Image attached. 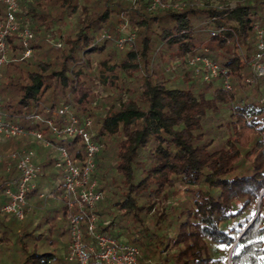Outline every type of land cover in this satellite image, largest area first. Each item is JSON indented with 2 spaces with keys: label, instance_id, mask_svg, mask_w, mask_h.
<instances>
[{
  "label": "trees",
  "instance_id": "1",
  "mask_svg": "<svg viewBox=\"0 0 264 264\" xmlns=\"http://www.w3.org/2000/svg\"><path fill=\"white\" fill-rule=\"evenodd\" d=\"M169 1L178 6L150 9L148 0L21 1L17 17L34 33L33 52L24 56L17 31L8 36L1 107L80 159V138L54 139L31 117L70 103L79 116L93 119L101 144L98 230L127 235L140 248L141 264H264V75L251 66L264 0ZM5 12L0 2V20ZM125 22L137 45L118 53L114 42ZM197 56L217 63L222 74L195 77L190 67ZM172 61L178 74L168 72ZM226 75L231 89L224 85ZM175 78L181 85L172 84ZM100 84L121 93L96 101ZM37 142L14 137L0 144V264H64L59 242L69 241V227L66 218L57 223L60 214L65 217L64 204L36 223L2 210L9 200L7 183L19 179L9 151L33 149ZM54 161L42 162L27 201L35 198L41 205L42 183ZM182 189L185 200L166 205ZM51 194L61 196L56 185ZM28 204L29 214L35 207Z\"/></svg>",
  "mask_w": 264,
  "mask_h": 264
},
{
  "label": "built area",
  "instance_id": "2",
  "mask_svg": "<svg viewBox=\"0 0 264 264\" xmlns=\"http://www.w3.org/2000/svg\"><path fill=\"white\" fill-rule=\"evenodd\" d=\"M23 0H0L6 6L5 17L0 24V80L2 78V66L8 62L10 47L8 36L17 31L25 47L24 56L29 57L33 52L31 41L34 38L33 31L28 26H22L18 22L17 13ZM26 2L33 0H25ZM136 2L137 0H131ZM150 9L173 6L165 4L163 0H148ZM256 34V51L253 55L251 66L257 76L264 75V18L257 21L254 26ZM120 37L116 40L120 51H126L134 46L136 33L126 32L119 27ZM112 38L110 32L104 34ZM200 61L202 67L197 65ZM196 68L197 74H203L206 80L218 77L222 71L217 63L208 57L197 56L191 62ZM224 85L231 89L232 84L229 75L225 76ZM34 122L43 123L54 139L80 138L84 158L74 157L68 148L57 144L47 137L43 130L25 127L20 119H13L5 112L0 104V144H7L14 137H28L35 139L48 148L58 151L54 165L60 170V181L56 184L61 192L64 202V215L68 222L70 240L67 251L64 254V264H90L91 259L107 264H141L140 248L130 242H122L119 238L98 230L99 216L96 212V204L102 197L99 191V182L95 174L97 171V156L101 151V144L94 138L93 119L88 116H79L70 103H64L58 108L46 107L44 113H36L32 117ZM12 160L16 161L19 170V179L16 182H8L5 195L9 199L3 205L2 210L15 214L23 219L28 204L27 194L36 188L37 180L43 173L41 164L35 162L34 149L22 148L9 153ZM3 155L0 154V162ZM8 169L11 162L8 163ZM40 196H45L44 192ZM88 237L89 239L87 240Z\"/></svg>",
  "mask_w": 264,
  "mask_h": 264
},
{
  "label": "rangeland",
  "instance_id": "3",
  "mask_svg": "<svg viewBox=\"0 0 264 264\" xmlns=\"http://www.w3.org/2000/svg\"><path fill=\"white\" fill-rule=\"evenodd\" d=\"M163 1L165 2V4H170L171 3L169 0H163ZM198 1L200 3H203L204 0H198ZM163 8H167V6L166 7H163ZM157 9H159V8H157ZM20 10L22 11L21 7H20L19 11ZM22 17L23 16H20L18 18L19 24H20V22L21 23H25L27 21L25 18H22ZM1 22H2V20H0V24H1ZM127 24L128 23L125 22L122 25H120L122 28H124L125 33L128 32V31H130L129 29H128V31L126 29L127 28ZM114 43H115L114 44L115 45V49L119 53L120 50H119V48L117 46V41H115ZM136 45H137V41H136V37H135L134 47H136ZM58 46H61V45H59V43H58ZM223 53L228 55V53H225V52H223ZM170 63L171 64L168 67V70H169L168 72L170 73L172 71V69H175V71H176L175 74H178L179 71H180V69L175 66L174 61H172ZM197 65L199 67H202L203 66V64H201L200 61L197 62ZM193 66L194 65H191L190 68H193ZM93 67L95 69L96 65H94ZM186 68L188 69L189 67H186ZM196 68L197 67H194L193 68L194 69V76L195 77H199L200 74H197L196 73ZM180 82L181 81L178 78H175V79L172 80V84H174V85H181ZM126 84L129 85L128 83H126ZM97 88L100 89V92H99L98 99H96V101L101 100L102 98H104L107 95H110V96L115 97L116 94L121 93V89L119 87H115V86H112V87L110 86L109 87L108 85H101L100 84ZM116 97H117V95H116ZM108 105H109V102H106L105 103V106H108ZM100 111H103V110H100ZM100 111H98V112H100ZM33 149H34V151L36 153L35 162L38 163V164H42V162H44L48 158H56V157L59 156L58 151H55L52 148H48V147L44 146L42 143H40V142H37V144L33 147ZM12 151L13 150L9 151V153H11ZM46 171H47V174L48 175H53V176H56L57 178H55L53 180V183H50L48 180L45 181V187L42 188V191L44 192L45 196L40 197L41 200H42L41 205H37L36 204L37 203L36 202L37 199H35V198H32L31 200H28V203L31 204V207L32 208L35 207V209L31 213H29V214H28V212H29L30 209L27 210V213H25V217L23 219V221H25V222H27V220H32L33 223H36L43 216H45L47 213H49L53 208H62V206L64 204L62 198H60L58 196L53 197V194H51V196L48 197V193H51L52 190H53V188H54V185L53 184L55 183V185H56L60 181V170L55 165H52ZM98 182H99V180H98ZM100 184L101 183L99 182V185ZM187 195H188L187 191L184 190V189H182V191L179 194H176V195L172 196L171 199L169 200V202L166 205H172V204L176 205L180 201L185 200V198L187 197ZM27 205H29V204H27ZM148 219L150 220L149 221V225L152 226L153 225L152 216H149ZM64 220H65V217L62 214H60L59 217H58V219H57V223L59 225H62ZM31 226H33V224ZM119 240L122 241V242H127L128 241V237H127V235L122 234V235L119 236ZM67 241H68V239L66 237L65 239L62 238V240L59 242V246H62L61 247V250H60V253H59V256L62 257L63 259H64V254L67 251V244L69 242V241L68 242ZM47 243L48 242H46V244Z\"/></svg>",
  "mask_w": 264,
  "mask_h": 264
},
{
  "label": "crops",
  "instance_id": "4",
  "mask_svg": "<svg viewBox=\"0 0 264 264\" xmlns=\"http://www.w3.org/2000/svg\"><path fill=\"white\" fill-rule=\"evenodd\" d=\"M55 178H57V177H56V176H53V175H50L49 178L44 179V181H43V183H42V188L45 187V181L48 180L50 183H53V180H54ZM53 185L55 186V183H54ZM42 192H43V191H42ZM29 208H31V205L29 206ZM69 237H70V235H69ZM69 240H70V238H69ZM68 243H69V242H68ZM67 246H68V244H67Z\"/></svg>",
  "mask_w": 264,
  "mask_h": 264
},
{
  "label": "water",
  "instance_id": "5",
  "mask_svg": "<svg viewBox=\"0 0 264 264\" xmlns=\"http://www.w3.org/2000/svg\"><path fill=\"white\" fill-rule=\"evenodd\" d=\"M229 264H231V262L229 261Z\"/></svg>",
  "mask_w": 264,
  "mask_h": 264
},
{
  "label": "snow or ice",
  "instance_id": "6",
  "mask_svg": "<svg viewBox=\"0 0 264 264\" xmlns=\"http://www.w3.org/2000/svg\"><path fill=\"white\" fill-rule=\"evenodd\" d=\"M262 239H264V238H262Z\"/></svg>",
  "mask_w": 264,
  "mask_h": 264
}]
</instances>
